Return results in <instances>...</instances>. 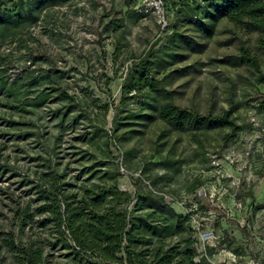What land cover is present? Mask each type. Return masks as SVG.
<instances>
[{"label": "rangeland", "instance_id": "obj_1", "mask_svg": "<svg viewBox=\"0 0 264 264\" xmlns=\"http://www.w3.org/2000/svg\"><path fill=\"white\" fill-rule=\"evenodd\" d=\"M7 1L3 9L18 0ZM221 3L81 0L0 44V264L38 246L45 264H80L48 231L14 218L46 165L77 185L115 181L132 196L129 212L138 195H162L213 264H264V74L231 60L247 50L264 73V34L233 23ZM33 76L55 90L46 105L7 98ZM168 105L230 110L242 130H176L159 117Z\"/></svg>", "mask_w": 264, "mask_h": 264}, {"label": "trees", "instance_id": "obj_2", "mask_svg": "<svg viewBox=\"0 0 264 264\" xmlns=\"http://www.w3.org/2000/svg\"><path fill=\"white\" fill-rule=\"evenodd\" d=\"M79 1L18 0L12 9H3L8 1L0 0V44L9 40L11 43L15 36L36 27L49 8ZM221 1L216 6L218 12L239 26L264 34V0ZM231 60L234 65H246L255 73L264 74L258 60L247 50ZM3 66L0 45V79L5 87L7 69H2ZM16 85L17 82L6 89L7 98L19 102V95L23 94L24 108L43 107L55 91L40 89L38 76H33L27 85ZM65 99H69L67 93L60 100ZM159 117L180 131L227 129L236 134L242 130L230 110L205 115L168 105L159 110ZM46 166L47 170L37 173L30 183L32 203L18 208L14 218L20 228L36 224L48 231L53 247L62 245L70 250L80 264H213L194 247L197 241L189 218L177 213L162 195L154 192L138 195L129 212L132 196L121 191L115 181L77 185L66 181V175L52 165ZM8 236L7 247L16 251L14 236L11 233ZM15 256L18 264H45L41 246L35 250L22 249Z\"/></svg>", "mask_w": 264, "mask_h": 264}]
</instances>
